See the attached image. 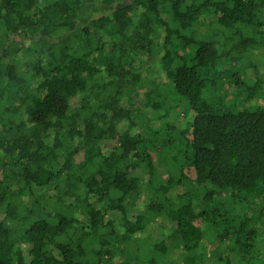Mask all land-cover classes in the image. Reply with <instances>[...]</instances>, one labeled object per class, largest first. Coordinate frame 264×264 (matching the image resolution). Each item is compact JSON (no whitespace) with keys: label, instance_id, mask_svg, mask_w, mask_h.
Returning <instances> with one entry per match:
<instances>
[{"label":"trees","instance_id":"1","mask_svg":"<svg viewBox=\"0 0 264 264\" xmlns=\"http://www.w3.org/2000/svg\"><path fill=\"white\" fill-rule=\"evenodd\" d=\"M252 66L264 0H0V264H264Z\"/></svg>","mask_w":264,"mask_h":264},{"label":"rangeland","instance_id":"2","mask_svg":"<svg viewBox=\"0 0 264 264\" xmlns=\"http://www.w3.org/2000/svg\"><path fill=\"white\" fill-rule=\"evenodd\" d=\"M144 66H148V62L145 63ZM263 70H264L263 67L256 68V67L252 66V67L248 68L246 72H247V75L251 78V77H256V76L259 77V76H261L263 74ZM160 85L164 86V85H166V82H164V80H162L160 82ZM240 106L241 107H247L248 103H241ZM180 112H181L180 110L173 111L172 114H171V117L168 120H162V121L157 119L158 114H155L154 115V118H155L154 120L157 119L159 124L162 127H164V128H165L167 123L175 125L176 124L175 121L178 120ZM159 124H157V125L153 124V128L156 131L159 129ZM158 169H159L158 170L159 174L162 175L163 181L166 182L168 180V176H167V173H165L164 168L158 167ZM197 188H198V186L194 185V183L185 181L180 187H178L175 190V193H181L182 191H184V192L195 191V189H197ZM170 228H171V224L170 223L163 221L161 218H157V219L154 220V222L152 224L151 233H152V235L154 237L157 238V237L160 236V230L161 231L164 230V232H167Z\"/></svg>","mask_w":264,"mask_h":264}]
</instances>
